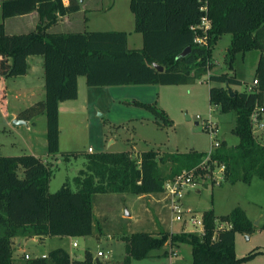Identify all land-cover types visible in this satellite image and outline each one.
<instances>
[{
	"label": "trees",
	"instance_id": "trees-1",
	"mask_svg": "<svg viewBox=\"0 0 264 264\" xmlns=\"http://www.w3.org/2000/svg\"><path fill=\"white\" fill-rule=\"evenodd\" d=\"M69 4L65 5L64 2ZM80 0H0L3 20L34 12L40 22L29 33L9 35L0 22V81L25 76L27 59L41 56L44 60L45 101L20 112L18 119L31 121L40 115L47 118V150L60 152V104L78 99V81L86 78L89 87L175 86L186 85L209 75L216 44L225 34L232 35L226 61L233 67L238 54L259 53L253 81L258 84L248 92L234 90L231 97L225 88L242 84L228 74L209 75L210 82L221 86L209 89L212 105L223 112L236 114L233 134L240 142L229 147L215 137L218 146L209 166H225L224 182L251 184L255 177L264 181V145L255 135L252 115L264 110V0H131L135 32L143 37V48L130 50L128 34L113 32L54 33L50 28L60 18L81 10ZM206 8V10H204ZM211 27L205 34L199 27L203 19ZM206 43H196L204 38ZM187 48L191 52L179 57ZM154 64L164 68L158 71ZM5 89H0V102L5 105ZM133 104L148 109L163 125L172 122L156 103ZM4 109V108H3ZM263 112H260L261 116ZM160 125V121H156ZM71 156V155H70ZM76 156V154H72ZM206 153L160 154L155 149L133 154L90 153L86 167L74 178L77 191L64 185L50 193V165L33 155L0 157V264H16L15 239L47 237H87L93 234L92 199L97 194H160L170 181L184 172L212 175L203 166ZM213 185L216 183L213 181ZM203 233L174 234L162 232L134 233L124 237V264L145 260L166 244H189L192 264H243L264 254L254 250L243 258L235 253L237 233L251 236L257 229L241 207L218 217L214 209L202 215ZM219 224V226H218ZM222 225L229 228L220 229ZM24 264H110L87 251L84 260H75L63 249L45 257L29 258Z\"/></svg>",
	"mask_w": 264,
	"mask_h": 264
},
{
	"label": "rangeland",
	"instance_id": "rangeland-1",
	"mask_svg": "<svg viewBox=\"0 0 264 264\" xmlns=\"http://www.w3.org/2000/svg\"><path fill=\"white\" fill-rule=\"evenodd\" d=\"M94 1L89 0L86 3L85 12L80 14L81 17L84 16L82 20L84 22L75 31H123L132 35L129 37L130 50L140 46L136 45V39L140 40L142 46L143 37L135 32V22L130 21L133 14L130 11L129 0H117L112 12H110L112 0ZM9 19L3 20L0 10V22L10 23ZM7 25L9 29V24ZM231 39L232 35L225 34L216 44L212 56L214 66L210 73L234 76L242 84L232 87L233 90L248 92L255 77L259 53L254 51L245 55L238 54L233 67H230L226 55ZM38 74L39 72L33 75L36 81ZM79 81L82 85L78 100L74 102L78 108L75 112H66L60 117V152L57 155L48 154L45 115L33 120L30 129L14 125L11 118V114L24 111L32 104L43 100L42 92L37 98L32 99L26 95L18 100L6 93L4 109L0 102V157L32 155L33 152L37 154L52 170L49 187L52 194L58 192L64 185L74 192L77 191L74 178L85 169L90 149L92 153L132 152L136 155L151 149L162 155L195 151L208 154L214 142L207 129V123L210 121L219 126L216 136L219 141L225 140L229 147L237 146L240 142L232 132L236 125V114L223 112L220 107L210 103V87L221 85L212 84L209 75L186 85L175 86L89 87L85 77H80ZM3 83L0 81V89L4 88ZM135 101L145 104L156 102L158 108L161 104L168 106L173 115L172 119L169 118L172 123L164 126L163 119L160 118L156 119L160 121L159 125L153 113L133 104ZM263 115L264 113L262 117ZM255 135L264 145V130L255 132ZM73 153L76 156H72ZM217 172L216 170L213 175L205 177L196 176L195 188L184 189L182 208L185 215L182 221H176L170 210L167 190L160 194L144 195L97 194L92 199L94 230L91 236L24 239L22 251H19L17 245L14 247L17 252L14 261L16 264H24L27 261L26 256L30 259L42 257L43 254L48 255L54 250L63 249L75 260H84L87 251L95 257L102 252L104 257L100 259L107 260L110 264H124L126 258L124 237L140 232L151 233L154 236H159L162 232L199 234L201 227L193 226L190 217L195 215L202 219L203 213L211 209L221 217L236 207L245 208L250 212L253 224H256L259 221L258 212L264 213V181L255 177L251 184L224 182L217 186L212 183ZM174 247L178 254L175 259L183 264H191V246L183 243ZM171 249V244L168 243L158 251L159 254L164 251L167 253ZM254 250L264 251V230H256L251 236L237 233L236 256L243 258ZM256 257L243 264H264V254ZM167 258L164 253L160 257L162 260ZM141 263L142 260L132 262Z\"/></svg>",
	"mask_w": 264,
	"mask_h": 264
},
{
	"label": "crops",
	"instance_id": "crops-1",
	"mask_svg": "<svg viewBox=\"0 0 264 264\" xmlns=\"http://www.w3.org/2000/svg\"><path fill=\"white\" fill-rule=\"evenodd\" d=\"M88 1L89 0H84V2L81 3L82 6H81V10L79 12L74 13V14H71V15H68V16H65L63 18H60V20L58 21V23L56 25H54L53 27H51L49 31L50 32H54V33H74V32H77L75 30L79 29L78 27L80 26V24L82 22H84V21H82V20H84V16L81 17L80 14H82L83 12H85V9H86L85 5H86V3ZM116 1L117 0H112L111 1V4H110L111 5L110 6L111 7V10H110V12H112L113 11V8L116 7V5H117L116 4ZM94 2H96V0ZM129 2H131V0H129ZM64 4L65 5H68L69 2L68 1H65ZM92 5H94V4L92 3ZM102 6H103V4H102ZM131 13H132V11H131ZM131 20L133 22H135V16H134V14H133V17H130V21ZM9 22L10 23L4 22L6 32L9 35H14V34L29 33V32L34 31L36 29V27L38 26V24L40 22V19H39L38 13L37 12H34V13H31V14H28V15H25V16H18V17L10 18L9 19ZM7 24H9V29H8V25ZM59 26L63 30H58V29H61V28H59ZM63 31H65V32H63ZM66 31H69V32H66ZM78 32H80V31H78ZM130 35L131 34L129 33L128 34V45H129V37H130ZM137 44H140V46H136V48L133 49V50H140V49L143 48V41H142V46H141L140 40L139 39H136V45ZM27 62H28V72H27V74L25 76H21V77H17V78H8V79H6L4 81V83H5V85H4L5 93H8L7 94L8 96L10 95L11 97H14V99L18 100L19 98L26 97V95H29L32 99H34V98H37L38 97L39 93L41 95V92H42V96L43 95L44 96H43V100H40V102L41 101H45V98H46V90H45V73H44V60H43V57L30 56V57H28ZM38 72H39V74H38V80L36 81L33 75L36 74V73H38ZM209 75H211V73H209ZM11 80H15V81H11ZM10 81L12 82L11 84H10ZM211 83L214 84V82H211ZM81 85L82 84L80 83V81H78V91H79ZM0 88H1V85H0ZM74 102H76V100H74V101H67V102H64V103H61L60 104V117H61V115L63 113H66V112L67 113H72V112H75L76 111V109L78 108V106H76L74 104ZM34 104H32V105H34ZM160 104H161V102H160ZM159 108L162 109V110H164L167 113V115H168L169 118H171V119L173 118V115H172V112H171V108H169L166 105H163L162 106V104H161V107H159ZM19 113L20 112H18V113L15 112V113L11 114V118L13 120L17 119ZM35 119H33V120H35ZM33 120L28 121V127L27 128H29V129L31 128L30 126L33 123ZM155 121H157L156 118H155ZM214 125L217 127V129H219V126L218 125H216V124H214ZM262 131H259V132H262ZM210 138H211V135H210ZM211 140H212V138H211ZM32 155H34L35 157L40 158L34 152L32 153ZM242 209H244V211L246 212L248 218L251 220V218H250V212L247 209H245V208H242ZM215 214H216V212H215ZM257 217H259V221L257 222L258 225L255 226L256 228H258V227H260L262 225V221H264V213L262 211H259L258 214H257ZM24 239H19L18 238V239H15L14 240L15 244L17 245V248H19V251H22L23 250V247H24ZM31 239L36 240V239H39V238H31ZM40 240H42V239H40ZM171 248L172 249L170 250V252H167V253H165V251H164V252H161L159 254V251H153L151 253V257L148 258L151 261H147L148 259L142 260L143 263H141V264H179V263L180 264H183L179 260H176L175 259V258L178 257L177 251H175V247L171 245ZM191 252H192V250H191ZM15 253H17L16 250L14 251V255H15ZM163 253L168 256L167 259H163V260L160 259V257H162V255H163ZM45 256H47V254H43L42 255V257H45ZM37 257H40V256H37ZM191 264H192V260H191Z\"/></svg>",
	"mask_w": 264,
	"mask_h": 264
},
{
	"label": "built area",
	"instance_id": "built-area-1",
	"mask_svg": "<svg viewBox=\"0 0 264 264\" xmlns=\"http://www.w3.org/2000/svg\"><path fill=\"white\" fill-rule=\"evenodd\" d=\"M206 10V8H204ZM211 24L208 19L204 18L202 25L199 27V29H202L203 32L206 34L208 30L210 29ZM196 43L198 44H205L206 43V36L204 38H197ZM258 84L257 81H253L252 87L249 88V90H253V88ZM263 109H256L252 115V122L255 129V132H259L264 130V118L261 116L260 112H263ZM207 129L209 130V133L211 135L213 142L211 151L207 154V158L205 162L203 163V166L208 169L212 173V175L217 170V176H213V181L216 183V185H219L221 181L224 178L225 173V166L220 165L215 170H211L209 166V161L211 160L213 151L218 146L217 141H215V137L217 136L218 129L217 127L210 121L207 123ZM90 153H92V150H89ZM197 175L195 174V171L192 170L191 172H184L180 176L176 177L173 181H170L167 186L166 190L168 192V198L170 199V210L172 214L175 217L176 221H182L185 215V211L182 208L183 207V197H184V189L186 187L195 188L197 185L194 181L195 177ZM190 223L195 227H201V230L198 231L199 233H203V220L198 219L195 215H191L190 217ZM229 228V226L222 225L220 229ZM76 246V244H74ZM27 259L30 257L26 256ZM98 257H104V254L102 252L98 253Z\"/></svg>",
	"mask_w": 264,
	"mask_h": 264
},
{
	"label": "water",
	"instance_id": "water-1",
	"mask_svg": "<svg viewBox=\"0 0 264 264\" xmlns=\"http://www.w3.org/2000/svg\"><path fill=\"white\" fill-rule=\"evenodd\" d=\"M80 2L83 3L84 0H80ZM190 52H191V49H190V48H187L186 50H184V51L180 54L179 57H185V56H187ZM154 67H155L158 71H160V72H163V71H164V68L161 67V66H159V65H157V64H154ZM225 88L227 89V91H228V93H229V95H230L231 97H234V96H235V93H234L233 88H232L228 83L225 85ZM13 123H14V125H16V126H26V127H28V121L20 120V119H18V118L15 119ZM256 225H258V223L254 224V226H256Z\"/></svg>",
	"mask_w": 264,
	"mask_h": 264
}]
</instances>
